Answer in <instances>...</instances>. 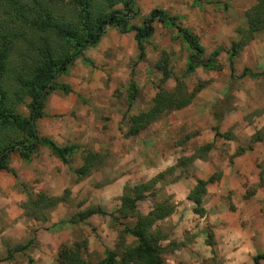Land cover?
Returning <instances> with one entry per match:
<instances>
[{
	"label": "rangeland",
	"instance_id": "1",
	"mask_svg": "<svg viewBox=\"0 0 264 264\" xmlns=\"http://www.w3.org/2000/svg\"><path fill=\"white\" fill-rule=\"evenodd\" d=\"M136 1L133 3L131 16L127 18L129 26H139L141 20L148 14L137 6ZM253 1L194 0L193 4L203 2V5L198 7L199 12H195V10V13L189 12V7L185 5L184 8L187 12L184 11L182 14L175 16L168 11L159 9L158 5L154 4L150 11L158 9L170 17H175L174 25L169 26L157 21L152 23L153 32L144 43V56L141 60H137L133 32L121 34L113 27H105L98 40L104 45L103 50L98 48L95 55L101 58L96 60L95 65H89L88 59L81 58L86 48L81 52V56L76 58L66 71L55 80L59 85H66L69 93L64 94L61 89H55L46 97L42 110L44 116L35 121L37 135L50 139V136H44L43 134L45 132L49 133L55 128L57 131L51 133L60 138H65L66 141L62 143L77 146V149L68 158V164L71 165L73 170L80 166L82 153L85 151L98 153L101 160L96 162L94 172L98 169L96 172L101 173V168H108L113 178L117 174L125 176L126 180L121 185V193L124 188L145 183L162 173V178L155 182L146 197L136 202V212L141 215L146 214L152 208L153 203L167 199L170 184L187 174L184 175L178 170L167 171L168 167H171V163L174 164L176 160L174 158H171L172 160L168 159L171 156V149L177 144L184 146L181 141L173 140L175 129L165 126L164 118L167 114L135 136H127L126 131L128 117L146 110L150 106L151 98L157 92L155 85L160 74L154 69L153 65L162 51L168 55V65L172 74L175 77H180L183 74L189 51L177 33L175 27H179L187 30L196 38L203 50L202 60H206L215 50L219 52L216 58V63L221 67L219 71L204 70L197 67L183 79L188 91H192L198 83H204V87L197 93L198 97L195 98V101H203L206 96L208 101L212 100L213 103H210L212 108L217 109L221 105V103L218 104V100L222 104L226 101L233 107L232 112L226 113L224 116V123L234 116L233 123L223 128V131L228 132L230 138L234 135V138L228 140L229 143H223L224 139L221 140L220 138H216L213 142L217 141L220 145L219 149L225 154L231 146L246 147L250 144L247 140V134L256 131L255 136L258 142L256 149L261 152V150H264V29L255 33L252 40L241 49L233 66L235 76L240 73L242 67H246L257 75L255 78L230 79L228 77L226 55L230 42L235 40L234 29L243 26V13L253 4ZM114 9L121 10L122 8L120 4H117ZM60 13L64 16L66 10L62 9ZM217 35H219V42L216 41ZM12 60L14 63L15 57H12ZM129 81L133 82L136 93L130 106H127L129 98L127 85ZM95 84H102L104 89H98ZM173 85L174 80L170 78L165 81L162 88L170 90ZM205 88L213 91L219 89L221 92L218 96L209 98L206 95ZM202 93L205 95H203V98ZM28 101V99H24L17 107L19 114L27 115L25 105ZM209 108L205 110H210ZM203 112L201 110L199 113L198 120L201 121V126L204 129L198 128L199 126L196 125L186 132V124L185 135H191L193 138L203 130L210 131V122H202L204 120ZM91 117H93V120L90 119ZM212 124L211 121V126ZM160 129L163 130L159 132ZM182 129L184 130V128ZM93 133H96L95 137ZM94 147H97V151H93ZM213 147L214 144L212 149ZM42 151H46V148L39 146L33 157L37 158L43 154ZM16 156V154L9 155L7 166L9 165V159ZM259 164L262 165V161ZM188 167L189 165L186 167L187 170ZM76 181L71 174V182ZM103 183L101 178L98 183L90 185L89 189L86 190L88 194L85 192L84 197L81 191L82 188H79L74 199L70 200V204L69 202L66 203L68 206L70 205L68 207L69 214L75 216L79 213L80 206L93 199L92 194L99 195L103 190L99 185ZM17 190L20 191L18 187ZM68 195L69 192L64 194V203L68 199ZM118 199L111 194V197L107 200L108 211L110 212L107 213H113L116 216L114 211L119 206L116 203ZM75 205V208L71 207ZM225 206H228V208L233 207L229 201L225 202ZM96 207L103 210L100 206L93 204H89L87 208L94 209ZM90 218L92 219L90 222L86 220L79 224L75 223L77 225L71 227L70 240L67 243L85 239L86 252L84 259L88 264H95L104 258L105 251L114 249L116 236L121 229L119 223L130 225L133 220L115 222L111 221L109 217L99 214ZM163 220L156 225L168 239V244L166 242L161 243L163 247L162 258L164 264H168L171 260L170 255L173 248H178L179 245L169 240L173 230L171 221ZM31 221V219L23 218L25 237L20 242L14 244L3 242L4 247H10L11 249L15 245H24L32 239V242L20 254L15 256L17 261L24 257L27 258L28 254L37 248L34 238L35 228ZM9 225L10 223L5 220L4 213L0 211V229ZM55 225L58 226L61 223ZM208 229V226L203 228L206 232ZM195 238L200 239L198 236ZM88 240L91 241V252H87V249H89L87 247ZM132 242L131 237L127 236L125 238L126 245H130ZM195 244L194 248H199L197 242ZM198 244L200 245V242ZM2 255L0 254V258H2ZM6 255L7 253H5ZM174 255L180 257L179 264H182L181 261L184 260L198 261L199 264H218L220 261L219 253L215 250H210L209 254L204 253L206 257L201 256L198 252L193 253L187 250H182ZM261 261L264 264V261Z\"/></svg>",
	"mask_w": 264,
	"mask_h": 264
},
{
	"label": "trees",
	"instance_id": "2",
	"mask_svg": "<svg viewBox=\"0 0 264 264\" xmlns=\"http://www.w3.org/2000/svg\"><path fill=\"white\" fill-rule=\"evenodd\" d=\"M135 0H0V170L15 176L10 169L8 157L16 154L23 162H29L37 153L38 147H45L49 153L63 165L69 163L68 158L77 149L74 145L59 146L46 137H39L36 132L35 121L44 116L43 104L46 97L55 89H61L64 94L69 93L66 85L55 82L57 77L66 71L73 61L81 56V52L94 46L105 27H113L119 33L133 32V40L137 50V60L144 56V43L153 32L152 23L157 21L169 26L174 25L175 17H170L161 10L153 9L141 20L139 26H129L127 18L131 16ZM120 4L121 10L114 9ZM66 10L63 16L60 11ZM244 24L234 29L235 40L226 50L227 66L230 79L240 80L244 77L255 78L257 75L248 68H243L238 75H234L233 59L241 49L249 43L253 35L264 29V0H254V3L243 13ZM181 40L186 44L188 56L184 72L175 77L168 65V55L162 51L154 63V69L160 74L155 85L157 92L151 98L150 106L128 117L127 136H135L147 126L171 111L180 110L190 104L195 95L204 87L198 83L192 91L185 87L183 79L199 67L204 70H220L216 63L218 50L213 51L206 60H202L203 50L196 38L187 30L175 27ZM12 57H15L13 63ZM173 78L174 85L170 90H164L162 85ZM52 80L51 84L49 82ZM130 106L136 90L132 81L127 85ZM28 99L25 105L27 115L17 112V107ZM228 110V109H227ZM226 111L224 107L211 109V131L214 139L231 140L228 132L220 133L218 124ZM256 136L250 142L256 141ZM213 144L207 143L198 147L196 157L206 154ZM250 144L244 148H237L232 156H237L248 150ZM191 158V157H190ZM190 158L179 159L173 167H183ZM193 158V157H192ZM101 160L98 153L85 151L82 153L81 164L72 170L75 179L81 180L96 168V162ZM191 160V159H190ZM162 178V173L145 183H140L122 190L119 206L113 213H106L98 207L86 208L73 216L67 223L84 222L89 216H107L111 221H128L133 223H119L121 227L116 236L114 249L105 251V256L95 264H164L161 243L167 240L158 226V222L173 212V205L169 199L155 202L146 214L136 212V202L143 200L155 182ZM218 178L213 173L205 180L198 181L187 195L192 203V212L201 215V197L206 184ZM16 187L25 193L26 201L20 205L22 216L34 222L44 223L50 212L61 197H52L43 192H32L22 182H16ZM59 223H57L58 225ZM131 237L132 244L126 245L125 238ZM32 239L24 245H15L8 249L6 260L13 253H21ZM206 244H211V235L207 234ZM86 240L61 243L54 256V264H88L84 259ZM264 261L263 254L252 257L253 264Z\"/></svg>",
	"mask_w": 264,
	"mask_h": 264
},
{
	"label": "crops",
	"instance_id": "3",
	"mask_svg": "<svg viewBox=\"0 0 264 264\" xmlns=\"http://www.w3.org/2000/svg\"><path fill=\"white\" fill-rule=\"evenodd\" d=\"M193 2L194 0H137L136 4L147 13L151 7H154V4H157L159 9L168 11L175 16L182 14L184 11L187 12L184 8L185 5L189 7V12H199L198 7L203 5V2H197L196 4H193ZM192 5L194 7L191 8ZM218 37L219 35H217V42H219ZM103 46L101 41H99L94 47L87 48L81 58L88 59L89 65L94 66L96 60L101 58L95 56L97 50L98 48L103 50ZM235 59L236 57L233 59V66ZM243 68L246 67H242L241 70ZM95 86L98 89H104L102 84H95ZM205 92L211 98L218 96L221 91L219 89L213 91L205 88ZM196 95L189 105L180 110L171 111L165 118L163 117L165 126L175 129L173 140L177 139L184 145L180 146L177 144L171 149V156L168 159L172 160L171 158H174L176 160L170 166L173 167L179 158L188 159L191 157V160L189 159L183 168L180 166L173 169V171L178 170L184 175L187 174L174 180L167 192L170 196L167 198L174 208L173 212L163 221H171L173 230L169 240L179 245L178 248H173L170 255L171 260L168 264H179L181 259L174 254L182 250L193 253L198 252V254L205 257L204 253L209 254L210 250H215L219 253L220 261L218 264H253V256L256 254L264 255V150L260 152L259 149H256L258 143L256 140L252 144L250 143L248 150L237 156L232 155L237 148L243 147L231 146L224 154L219 149V143L217 141L213 142L215 140L211 131V104L213 102L211 99V101H208L204 93H202V98L203 95L205 96L203 101H195V98L198 97ZM217 102L218 104L221 103L219 107L222 106L226 109L218 124V131L225 133L223 128L233 123L234 116L228 119L226 123H224V116L226 113L232 112L233 107L226 101L223 104L219 100ZM206 108L210 110H205ZM201 110L204 111V120L202 122H210L211 132L203 130L193 138L191 135H185L191 127L196 125L199 126L198 128L204 129L201 126V121L198 120ZM90 119L93 120V117ZM186 124L187 131L185 129ZM55 130L54 128L53 131ZM161 130L163 129H160L159 132ZM53 131L45 132L43 135L50 136V140L59 146H63L64 143L62 142H65L66 139L60 138L56 134L53 135L51 133ZM255 132L247 134L248 143L256 135ZM95 134L93 133L94 137ZM232 137L234 138V135ZM159 143L161 144L162 142L160 141ZM207 143L214 144L213 149H210L206 154H200V157L194 156V154L196 155L195 150ZM223 143H229V141L224 140ZM96 148L94 147L93 151H97ZM42 152L43 154L37 158L33 157L29 162H23L17 156L11 157L8 167L14 171L15 176L0 170V211L4 213L5 220L10 223L9 226L0 229V254L4 253L2 258H0V264H54V256L58 246L70 240L71 227L79 224L67 223L69 219L73 218V215L69 214L68 211L70 205L68 206L67 204L68 202L70 204L72 198L74 199L79 188H82L81 191L84 197L88 192L86 190L89 189V186L98 183L102 178L104 183L99 185L103 189L101 193L99 195L96 193L92 194L93 199L85 202L82 206L87 208L89 204L98 205L106 213L110 212L108 211L107 200H109L111 194L116 199L121 196V185L126 180L125 176L117 174L113 178L108 168H101V173L96 172L98 171L96 169L95 172L92 171L81 180L71 182V171L73 170L71 165L61 164L47 149ZM261 161L262 165L259 164ZM187 165H189L188 170L186 169ZM216 172L218 173V178L204 187V193L201 197L203 213L196 215L192 212V203L186 197L198 181L205 180ZM17 181L22 182L28 190L34 193L43 192L52 197H61L63 192L67 190L69 192V200L66 199L65 203L59 202L44 223L31 221L35 228L36 250L29 253L27 258L24 257L18 261L15 256L20 253H13L6 260H3L5 253H7L6 251L10 249V247H4L3 242L14 244L25 237L24 217L22 216L20 205L26 201V196L25 193L17 190L15 185ZM227 201L233 205L232 208L225 206ZM116 203L118 206V200ZM82 206L79 207V212L86 209L85 207L82 208ZM71 207L75 208L76 205ZM92 216H89L86 220L90 222L92 220L90 217ZM57 223H61V225L56 226L55 224ZM207 226L209 229L206 232L203 228ZM207 234L211 235V244L209 245L206 244ZM197 236L200 239L195 238ZM90 242L89 240L87 241V247L89 248L87 252L92 250ZM164 242L168 244V239ZM196 242L199 248H194ZM198 242H200V245ZM181 262L182 264H199L198 261L194 260ZM259 264H263L261 260H259Z\"/></svg>",
	"mask_w": 264,
	"mask_h": 264
},
{
	"label": "water",
	"instance_id": "4",
	"mask_svg": "<svg viewBox=\"0 0 264 264\" xmlns=\"http://www.w3.org/2000/svg\"><path fill=\"white\" fill-rule=\"evenodd\" d=\"M51 82H52V80L49 82V84H48V85H50V84H51Z\"/></svg>",
	"mask_w": 264,
	"mask_h": 264
}]
</instances>
